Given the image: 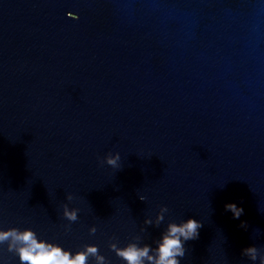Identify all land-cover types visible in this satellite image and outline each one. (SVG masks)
Returning a JSON list of instances; mask_svg holds the SVG:
<instances>
[{"label":"water","instance_id":"95a60500","mask_svg":"<svg viewBox=\"0 0 264 264\" xmlns=\"http://www.w3.org/2000/svg\"><path fill=\"white\" fill-rule=\"evenodd\" d=\"M189 216L180 264L264 261V0H0V228L126 264Z\"/></svg>","mask_w":264,"mask_h":264},{"label":"clouds","instance_id":"9594fccd","mask_svg":"<svg viewBox=\"0 0 264 264\" xmlns=\"http://www.w3.org/2000/svg\"><path fill=\"white\" fill-rule=\"evenodd\" d=\"M120 158L119 152L106 157L107 163L116 166ZM143 199V197H141ZM226 209H230L234 217H239L244 211L241 205L235 201H226ZM63 215L69 220L77 219V209H69L64 206ZM162 219L158 214L157 220ZM145 223H152L148 217ZM201 222L195 217L189 216L180 224L169 223L166 231L161 233L156 247L153 249L155 254L149 251L152 248L150 244L137 245L134 242L125 244L119 248L115 243L109 246L113 248L116 255L121 257L126 264H145V258L152 264H180L178 256L184 254L183 242L187 239L196 238L199 235L198 229ZM90 230L94 231V227ZM12 237L19 241L16 247V253L19 257L20 264H89V256L95 255L97 264H104L105 257L99 253L98 246L95 244H84L83 247L76 249L66 248L62 244L52 240L38 238L34 229L24 228H0V242ZM183 238V239H182ZM9 247H13L10 243ZM243 252L249 253L252 259H255V245H247L242 248ZM264 264V261H262Z\"/></svg>","mask_w":264,"mask_h":264}]
</instances>
